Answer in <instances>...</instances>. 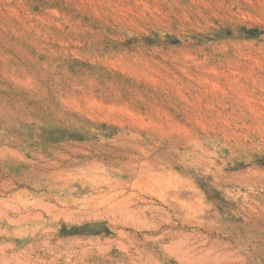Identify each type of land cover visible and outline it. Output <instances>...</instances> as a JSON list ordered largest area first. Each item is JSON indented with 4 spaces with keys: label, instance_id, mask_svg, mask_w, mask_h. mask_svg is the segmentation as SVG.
Instances as JSON below:
<instances>
[{
    "label": "rangeland",
    "instance_id": "rangeland-1",
    "mask_svg": "<svg viewBox=\"0 0 264 264\" xmlns=\"http://www.w3.org/2000/svg\"><path fill=\"white\" fill-rule=\"evenodd\" d=\"M0 264H264V0H0Z\"/></svg>",
    "mask_w": 264,
    "mask_h": 264
},
{
    "label": "bare ground",
    "instance_id": "bare-ground-1",
    "mask_svg": "<svg viewBox=\"0 0 264 264\" xmlns=\"http://www.w3.org/2000/svg\"><path fill=\"white\" fill-rule=\"evenodd\" d=\"M102 228V227H101ZM68 230V229H67Z\"/></svg>",
    "mask_w": 264,
    "mask_h": 264
}]
</instances>
